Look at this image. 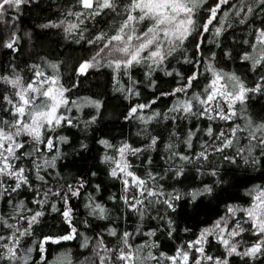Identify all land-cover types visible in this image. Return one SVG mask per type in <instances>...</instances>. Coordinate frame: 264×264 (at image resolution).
Returning <instances> with one entry per match:
<instances>
[{
	"label": "trees",
	"instance_id": "trees-1",
	"mask_svg": "<svg viewBox=\"0 0 264 264\" xmlns=\"http://www.w3.org/2000/svg\"><path fill=\"white\" fill-rule=\"evenodd\" d=\"M250 2L254 14L248 17L247 23L240 24L237 22L239 18L231 17L232 27L227 28L220 37L205 34L206 42L201 45L199 54L196 40L190 38L181 50L183 55L178 51L174 58H170L162 68L150 75L144 67H136L127 74L121 72L118 75L112 69L100 67L90 70L87 76H78L76 69L79 63L89 58L95 49L83 40L76 43L75 35L68 36L62 28L44 27L63 19L66 10H75L72 8L74 0H30L20 8L18 14L14 10L5 13L3 21H0V76L17 72L27 81L32 75V65L38 64L46 73L51 74L52 70L47 64L56 63L59 65L62 82L65 87L71 88L70 99L85 103L83 108H73L69 114L75 117V126H64L57 130L59 136L67 138V142L59 145L55 166L41 170L40 174L45 176V181L36 179L34 172L27 173L31 189L22 188L13 194L12 204L23 201L28 209L40 210L33 202L42 198L41 195H33L37 190L41 194L49 189L52 192L67 193L68 185L73 190L79 189V195L67 196V205L52 195L46 198L42 209L44 215L33 226L32 236L23 241L25 247L33 248L29 264H42L39 245L45 237L59 238L69 234L72 227L77 229L73 240L44 245L48 264H53L58 257L64 259L65 264L69 260L71 264H84V258L91 255L98 237L103 238L104 244L114 246L119 234L123 232L133 234L130 242L134 246L155 245L148 249L153 255H173L177 248L195 241L204 228L211 227L216 220L225 216L228 206L248 207L253 199L248 194L251 189L257 186L264 189V153L258 147L251 154L248 153L245 131L249 123L255 127L264 122V90L249 92L242 104L237 103V115L232 121H209L205 117L196 116L184 118L183 113L172 112L170 109L177 99L186 97L183 94L176 97L168 95L181 84L176 73L185 77L192 74L193 64L185 63L186 59L202 61L195 65L201 70L212 63L217 70L234 73L250 88L261 82L260 76L264 75V70L254 71L250 61L241 59L245 51L254 53L258 50L249 44L255 42L256 29L264 27V12L259 8L258 0ZM208 3L214 4L215 0H208ZM10 16L15 19H9ZM98 20L99 23L95 24L89 22L88 31L84 33L86 38L101 29L108 30L110 17ZM13 31L20 35L18 51L2 46ZM214 38L219 42V47L207 42ZM168 72L173 75H167ZM208 76L207 72L201 76L200 82L195 85L196 91L199 92L203 84L208 82ZM73 84L75 87H72ZM5 87L0 81V92H4ZM87 101L98 102L100 106L93 107ZM140 104H151V107L140 112L144 120L126 118L130 108ZM155 113L160 115L155 116ZM0 115H4L2 110ZM92 117H95L94 121ZM149 117L153 118L149 120ZM236 124L241 128L236 146L226 148L223 153L214 151L220 142L208 137L207 128L212 127L215 135ZM189 132L193 133L191 147L185 143ZM152 138L156 139L154 145ZM100 141H107L114 148H108ZM124 143L141 150L135 156L126 153V159L131 165L129 170L141 178L151 173L155 177L153 186L164 193L159 198L161 201L169 196H180L179 200L173 201L175 210L167 204L156 203L146 211L142 210L144 215L141 216L124 202L122 181L111 176V166L104 162L105 156L117 155L114 149ZM205 143L211 146L207 150L206 160L198 158L199 153L205 150L202 147ZM168 145L173 147L170 149ZM236 147H245V152L238 155ZM53 155L56 153L45 152L44 158L51 159ZM182 156L190 159L182 160ZM225 156L233 159H225ZM24 166L31 167L27 160ZM177 169H182V174L177 175ZM81 183L83 187H80ZM205 187H211L212 192L198 195L195 199L191 197L190 193L202 192ZM92 202L106 209L105 219L91 215V208L87 205ZM12 204L0 198V214L6 219L12 211ZM51 205L58 211H53ZM66 207L72 210L71 225L61 215ZM23 215L30 213L25 211ZM237 215L238 218L242 216L240 213ZM8 222L16 223L17 226L25 223L15 218ZM243 226L248 228L247 224ZM110 230H115L118 235H109ZM85 239L89 241L88 248L82 247ZM256 239L253 233L243 232L235 238L239 242L238 251H245ZM204 247L214 257H226V250L213 237H209ZM226 258L228 264H264V254L255 258L234 254ZM151 264L156 262L152 261ZM160 264L169 262L161 260Z\"/></svg>",
	"mask_w": 264,
	"mask_h": 264
},
{
	"label": "snow or ice",
	"instance_id": "snow-or-ice-1",
	"mask_svg": "<svg viewBox=\"0 0 264 264\" xmlns=\"http://www.w3.org/2000/svg\"><path fill=\"white\" fill-rule=\"evenodd\" d=\"M29 2L30 0H0V21H3L5 13L10 10L18 14L20 8ZM258 5L264 12V0H258ZM72 8L75 10H66L64 18L59 22H51L44 27L62 28L68 36L75 35L76 43L83 40L95 49L89 58L79 63L76 69L78 76H87L90 70L100 67L112 69L117 75L121 72L127 74L136 67H144L150 75L156 69L162 68L170 58H174L178 51L183 55L181 50L190 38L196 40V50L199 54L201 45L206 42L205 34L211 33L214 37H220L227 28L232 27L231 17L239 18L237 22L245 24L248 22V17L254 14L250 0H215L214 4H209L208 0H74ZM201 13L204 15L201 16ZM102 17H110L108 30L101 29L86 38L84 33L88 31L89 22L99 23L98 18ZM9 19L14 20L15 17L10 16ZM19 40L20 35L13 31L2 46L8 50L18 51ZM207 42L219 47V42L215 38ZM249 46L258 50L254 53L245 51L241 59L250 61L254 71L264 70V27L256 29L255 42L250 43ZM185 63L193 64L192 74L185 77L176 73L181 84L168 93L173 97L178 94L186 97L177 99L170 109L172 112L183 113L184 118L196 116L205 117L209 121L217 119L232 121L237 115L235 110L237 103L242 104L249 92L264 90L262 83L264 75L260 76L261 82L250 88L234 73L217 70L212 63L203 70L195 66L202 61L194 62L186 59ZM47 67L52 70L51 74L46 73L38 64L32 65L30 67L32 75L27 81L17 72L0 76V81L6 86L4 92H0V110L4 113L0 115V198L5 199L8 204H12L13 194L18 193L22 188L31 189L32 185L27 173L34 172L36 179L45 181V176L40 174L41 170L55 166L59 145L67 142V138L59 136L57 130L64 126H75V117L69 114L73 108L81 109L85 106L83 102L77 103L70 99L71 88L65 87L62 82L59 65L50 63ZM205 72L209 73L206 77L208 82L203 84L198 92L195 90V85L200 82ZM167 75L171 76L173 73L168 72ZM72 87H75V84ZM86 103L97 108L100 106L95 101ZM147 107H151V104L132 106L126 118L135 117L144 120L140 112ZM159 115L155 113V116ZM152 118L149 117V120ZM92 120L94 121L95 117H92ZM240 131V125L236 124L226 131H218L215 135L212 127H208L206 134L220 142V146L213 150L223 153L226 148L236 146L239 141L237 134ZM245 131H247L248 153L251 154L257 147L264 153V122L255 127L249 123ZM192 136L193 133L189 132L185 141L188 147L192 146ZM100 142L108 148H114L107 141ZM154 144L156 139L152 138V145ZM168 147L171 149L173 146L168 145ZM202 147L205 150L199 153L198 158L206 160L207 150L211 146L205 143ZM114 151L117 155L105 156L104 162L111 166V176L121 179L125 193L122 199L130 208L139 212L141 216L148 207L156 203L167 204L169 208L175 210L173 201L179 200L180 196H169L161 201L159 198L164 196V193L153 186L155 177L151 173L141 178L129 170L131 165L126 159V153L135 156L141 151L140 149L131 148L124 143ZM45 152H55L56 155L51 159H45ZM243 152L245 147H236L238 155ZM224 158L233 159L227 156ZM180 159L190 158L182 156ZM26 160L31 167L24 166ZM245 162L247 163L248 160L245 159ZM176 174H182V169H177ZM9 181L10 183H7ZM80 187H83L82 183ZM211 192V187H205L202 192H194L190 195L195 199L198 195ZM69 194L77 196L79 189L73 190V187L68 185L67 193L52 192L49 189L41 194L37 190L33 195H41L42 198L33 202L40 210L28 209L24 202L20 201L12 204V211L7 219L0 214V229L5 230L0 231V264H29L33 248L25 247L23 241L32 236L33 226L38 224L44 215L42 209L46 198L52 195L63 200L67 205ZM248 194L253 198L248 207L228 206L225 216L216 220L211 227L204 228L195 241L177 248L173 255L166 256L163 253L159 256L153 255L148 249L155 245L134 246L130 242L133 234L123 232L119 234L114 246L104 244L103 238L98 237L95 247L91 249V255L84 258V264H151L152 261L160 264L161 260H166L169 264H228L226 257L234 254L255 258L264 254V189L257 186ZM87 206L91 208V215L100 219L106 218V209L102 205L92 202ZM51 207L53 211H58L54 205ZM25 211L30 215H23ZM71 212V207H66L61 213L70 225ZM238 213L242 214L239 218ZM14 218L25 223L17 226L16 223L8 222ZM244 224L248 225L247 229ZM245 231L253 233L257 239L245 251L239 252V242L235 238L240 237ZM148 234L154 235V233ZM76 235L77 229L72 227L69 234L59 238L45 237L39 245L42 264H48L45 244L49 242L59 244L62 240H73ZM109 235L115 237L118 233L110 230ZM209 237H213L224 247L225 258L214 257L206 252L204 245ZM82 247H89L87 239ZM53 264H65V261L58 257ZM67 264H71V261H67Z\"/></svg>",
	"mask_w": 264,
	"mask_h": 264
}]
</instances>
